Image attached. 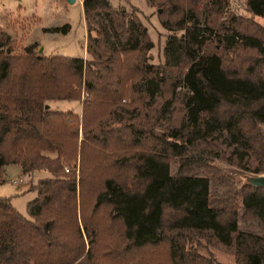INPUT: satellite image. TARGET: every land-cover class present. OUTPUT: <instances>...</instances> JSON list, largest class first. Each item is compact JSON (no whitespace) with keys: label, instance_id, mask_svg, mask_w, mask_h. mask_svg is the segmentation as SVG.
<instances>
[{"label":"trees","instance_id":"1","mask_svg":"<svg viewBox=\"0 0 264 264\" xmlns=\"http://www.w3.org/2000/svg\"><path fill=\"white\" fill-rule=\"evenodd\" d=\"M146 2L168 32L161 65L142 23L107 0H81L87 58L0 28V183L6 165L48 174L28 219L0 197V264H133L158 247L166 263L150 264H224L219 247L264 264V188L224 170L264 174V31L239 26L226 0ZM243 7L264 19V0ZM58 100L79 113L49 108Z\"/></svg>","mask_w":264,"mask_h":264},{"label":"rangeland","instance_id":"2","mask_svg":"<svg viewBox=\"0 0 264 264\" xmlns=\"http://www.w3.org/2000/svg\"><path fill=\"white\" fill-rule=\"evenodd\" d=\"M113 7L122 6L127 15L132 14L146 28L147 35L152 42V47L147 52V62L153 65L163 63V46L168 32L159 24V18L162 16L157 12V6H152L146 0H107ZM134 9V10H133ZM162 11V9L160 8ZM223 11L225 13L233 12L239 17L241 27L247 26V30L253 32L256 30L254 24L261 27L264 31V19L253 16L244 11L243 0H226ZM96 26L105 24L106 19L101 13L92 14ZM67 25V30L62 33L45 32L53 27H62ZM88 19L83 18V7L80 0H0V28L8 32L19 44L35 42L39 53L44 55H60L66 57L87 58L84 50L85 32ZM93 33V32H92ZM228 59H235V54L227 52ZM234 54V55H233ZM250 54V53H249ZM86 55V57H85ZM241 55V54H239ZM243 57V55H241ZM187 89L179 86L176 89V96L182 98L187 95ZM82 99V98H81ZM49 108L56 110H72L78 114L80 111V101H50ZM170 106H164L163 115H167ZM77 162L75 163V174H77ZM225 172L231 177L244 181L246 173L232 167H225ZM65 172V171H64ZM16 165H6L3 172V182L0 183V197L9 198L11 206L23 217L29 218L26 210V203L34 196V191L30 186L48 174L45 171H34L30 176L23 175ZM20 177L21 181H18ZM15 181L13 183L12 181ZM100 221L99 216L96 217ZM241 228H254L255 222L239 221ZM104 233V231H103ZM114 252L118 249L114 248ZM156 255L149 258L144 254V259H135L133 264H150L152 260L166 263V254L162 249L153 250ZM215 257L224 264H232V258L229 251L223 247L214 249Z\"/></svg>","mask_w":264,"mask_h":264},{"label":"water","instance_id":"3","mask_svg":"<svg viewBox=\"0 0 264 264\" xmlns=\"http://www.w3.org/2000/svg\"><path fill=\"white\" fill-rule=\"evenodd\" d=\"M72 1V0H68ZM40 51V50H38ZM245 183L253 187H263L264 188V174L260 175H246L244 179Z\"/></svg>","mask_w":264,"mask_h":264},{"label":"built area","instance_id":"4","mask_svg":"<svg viewBox=\"0 0 264 264\" xmlns=\"http://www.w3.org/2000/svg\"><path fill=\"white\" fill-rule=\"evenodd\" d=\"M64 171H67V169H66V168H64ZM18 181H21V180H20V177H19ZM12 182H13V183H15V181H14V180H13Z\"/></svg>","mask_w":264,"mask_h":264},{"label":"crops","instance_id":"5","mask_svg":"<svg viewBox=\"0 0 264 264\" xmlns=\"http://www.w3.org/2000/svg\"><path fill=\"white\" fill-rule=\"evenodd\" d=\"M80 1H81V0H80ZM84 32H85V29H84ZM84 44H85V43H84ZM85 57H86V55H85ZM23 175H24V174H22L20 177H23Z\"/></svg>","mask_w":264,"mask_h":264}]
</instances>
